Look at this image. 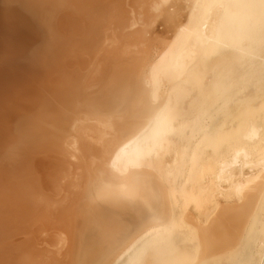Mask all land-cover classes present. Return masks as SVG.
<instances>
[{"label": "bare ground", "instance_id": "obj_1", "mask_svg": "<svg viewBox=\"0 0 264 264\" xmlns=\"http://www.w3.org/2000/svg\"><path fill=\"white\" fill-rule=\"evenodd\" d=\"M66 181L131 202L113 253L71 219L46 225L65 257L40 250L28 219ZM0 264H264V0H0Z\"/></svg>", "mask_w": 264, "mask_h": 264}, {"label": "rangeland", "instance_id": "obj_2", "mask_svg": "<svg viewBox=\"0 0 264 264\" xmlns=\"http://www.w3.org/2000/svg\"><path fill=\"white\" fill-rule=\"evenodd\" d=\"M127 8H130V7H127ZM129 10L132 11L131 14L128 15V16H130L129 19L132 18V21L133 20L135 21V19H138L139 22L141 21L140 23L145 26V22H143L144 19H142L144 17V13H142L143 11L141 12V9L138 8V7L135 8V10H136L135 12L133 11V9H129ZM138 10L142 14L138 13L139 12ZM151 11H152V9H151ZM153 11H154V9H153ZM153 11H152V13H154ZM156 13H158V12L156 11L154 14H156ZM140 16H141V18H140ZM134 21H133V27L129 28L128 30L125 29L126 31L124 30V34L129 35L130 33H134L135 31H138L140 29L141 30L145 29V30L149 31L148 34H145L146 36L142 35V41H141V45H140L142 52L144 51V53H146V52L147 53L146 54L140 53V54L141 55H143V54L147 55L148 58H149V55L151 53L152 54V58H153L155 53H156V51H152L153 53L152 52L149 53V51H151V49H153V48L159 50L160 47H158V46H160L161 44L164 43L163 40H165L166 36H164V35L159 33L160 31H162L163 27L160 26L157 29L156 25H153L152 27L145 28L144 26L142 27V25L137 20L135 21V23H134ZM153 28H155V30L157 29L158 31L157 30L153 31L154 30ZM68 29L71 30V28H68ZM72 31H69L70 32L68 34L69 38L66 37L67 34H65L64 37H65V39L67 41L70 40V42L74 40L73 41L74 45H76L77 42H79L80 37H79V35L74 34V32L72 33ZM108 32H106V34ZM66 33H68V32H66ZM72 34L75 35V36H73ZM74 37H76V38H74ZM77 39H78V41H77ZM123 39H125V38L123 37ZM75 41H77V42H75ZM166 41H167V39L165 40V42ZM101 42H102V40H101ZM101 42H100V44H101ZM161 42H163V43H161ZM153 45H154V47H153ZM100 46L99 45L97 46L98 49H97V47H95L98 50V51L95 50L96 52L93 50V48L85 47L83 49L84 51L85 50L87 51V49H88V51H90V52H88V51L87 52L90 53V56H89V54L87 52H83V53L86 54L85 56L83 54L84 63L82 65V68H84V69H82V71L80 73H84L86 75L88 72H91L93 70L91 66L93 64H96V63H94L95 62L94 55L96 53H98V52H99L98 54H100V51H101ZM140 46L138 48H140ZM92 50L94 51L93 54H92ZM141 55H140V57H141ZM150 57H151V55H150ZM91 59H93L94 61L91 60ZM89 64H90V67H89ZM90 68H91V71L89 70ZM85 75H83V76H85ZM61 188H63V190H61ZM53 190H55V189H53ZM77 191L78 190H73L72 189V185L68 186L67 185V181L64 184L60 183L59 187L55 191H50L51 200H50V202H48L49 206H48V210H47L48 211L47 215L46 216L38 215V216H35L34 218H29L28 219V221H29L28 223L30 225L32 224L31 225L32 228H34L36 230H38V228H43V227H44L43 229H48V230H43V229L42 230L41 229L38 230V233H37L38 234V238H39V240H42V241H40V243H42L43 245L45 243H46L45 245H49L48 248L46 246H43L42 244L39 245V246H41L40 250H44L46 253H50L51 255H55L59 259H62L63 257H65V254L63 255V253H66V250H67V235L69 233L68 232L66 233L64 230L62 231L60 228L56 227L57 225H52L53 228H52V226L51 227H46V225L49 226L48 224H52V223H62V224H60V227H62L64 229L63 223L64 222L66 223L67 219H71L72 222L76 221V223H72V224H74V227L76 226L75 227L76 229L80 230V233L83 234L84 232H86L85 234L88 235L86 237V248H88L89 250L94 248V247H96V249L97 248L100 249L99 252H98L99 256L101 254L102 255L108 254V252L110 254L113 253V250L116 248V246L112 245L110 247H107V245L109 243V240H110L109 238L112 237L111 235L115 231L114 228L111 226L112 222L115 219V220L118 221V223L127 224L125 222V218H127V217H132L134 219L137 218V217H134V216H136L135 213H133L132 211L128 210V209H130L131 202L129 200H126L125 202L127 204V208H123V209L118 207V204H116L115 202H109L107 200L100 199V197L98 198V202H96L94 204L86 203L85 200L82 199V198L79 199V200L77 199V202L72 204V200H74V196L73 195ZM66 195L68 197H66ZM224 198L225 197H223V196H222V198H220V196H219L218 197L219 203L222 204V205H224V203H226L225 205H228L227 201L224 200ZM220 200H221V202H220ZM95 201H97V200H95ZM230 202L232 203L233 201H230ZM93 205H94V207H93ZM95 205L98 206L99 208L97 209V207ZM88 209H89L90 212L88 211ZM126 209H127V211H126ZM97 210H99V211L97 212ZM93 212L94 213L97 212V213L94 214ZM100 213L105 215V217H103L104 219L102 218ZM12 214L15 215V210L13 211ZM66 215H68V216H66ZM95 216L96 217H100V218H98L99 221L97 220V218ZM48 234H50V236H48ZM46 236H48L49 238L48 237L45 238ZM44 239H46L45 240L46 242H44ZM52 239H53V241L57 240V243H59V245H60V247L58 246L59 248L57 247L56 243H53L54 245H52V243L50 242V240L52 241ZM60 242H63V244H65L66 246L65 245L63 246L62 243H61L62 244L61 245ZM55 244H56V247H55ZM50 245H51V247H50ZM52 246H54V248ZM101 247H104V249L101 248ZM61 248H62V250H61ZM58 255H59V257H58Z\"/></svg>", "mask_w": 264, "mask_h": 264}]
</instances>
